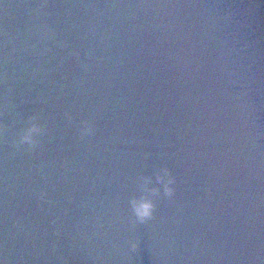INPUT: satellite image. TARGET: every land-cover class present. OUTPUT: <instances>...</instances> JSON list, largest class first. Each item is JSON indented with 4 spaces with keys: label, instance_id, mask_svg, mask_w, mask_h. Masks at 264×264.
I'll return each instance as SVG.
<instances>
[{
    "label": "water",
    "instance_id": "obj_1",
    "mask_svg": "<svg viewBox=\"0 0 264 264\" xmlns=\"http://www.w3.org/2000/svg\"><path fill=\"white\" fill-rule=\"evenodd\" d=\"M0 264H264V0H0Z\"/></svg>",
    "mask_w": 264,
    "mask_h": 264
},
{
    "label": "clouds",
    "instance_id": "obj_2",
    "mask_svg": "<svg viewBox=\"0 0 264 264\" xmlns=\"http://www.w3.org/2000/svg\"><path fill=\"white\" fill-rule=\"evenodd\" d=\"M38 131L39 129L33 126L32 128L28 129L23 139L25 141L31 142L33 135L37 133ZM158 179L161 181V183L164 184L166 194H170L171 189L169 188V184H171L172 181L169 178V174L167 170H162ZM152 208H153L152 202L148 199H142L140 201H135V200L133 201L134 212L137 215V217L140 218L141 220L151 216Z\"/></svg>",
    "mask_w": 264,
    "mask_h": 264
}]
</instances>
